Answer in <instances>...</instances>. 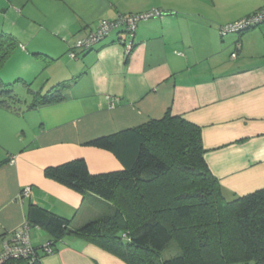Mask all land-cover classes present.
<instances>
[{
  "label": "crops",
  "instance_id": "crops-1",
  "mask_svg": "<svg viewBox=\"0 0 264 264\" xmlns=\"http://www.w3.org/2000/svg\"><path fill=\"white\" fill-rule=\"evenodd\" d=\"M263 6L264 0H0V31L13 35L25 56L41 54L59 66L32 93L69 83L61 100L30 109V123L25 114L17 117L29 140L0 167V252L28 224L30 204L74 229L112 212L111 202L84 197L48 179L45 169L84 159L93 175L123 171L113 153L87 143L168 112L201 129L205 160L227 200L264 189V24L221 34ZM152 11L161 16L138 24L129 54L123 28L89 51L76 48L104 21ZM29 236L36 248L52 240L39 226L30 225ZM40 264L127 263L70 236Z\"/></svg>",
  "mask_w": 264,
  "mask_h": 264
},
{
  "label": "trees",
  "instance_id": "trees-1",
  "mask_svg": "<svg viewBox=\"0 0 264 264\" xmlns=\"http://www.w3.org/2000/svg\"><path fill=\"white\" fill-rule=\"evenodd\" d=\"M19 47L13 35L0 31V67ZM68 84L40 90L30 109L61 100ZM0 95L6 97L0 107L12 108L8 98L16 97L1 79ZM87 145L113 153L124 170L93 175L84 159H76L45 169V176L84 197L111 202L114 210L74 229L70 220L30 204L28 225L49 233L54 252L76 236L127 264H264V189L227 200L205 160L198 126L168 112ZM173 245L179 253L164 260L162 253ZM35 249V259L3 264H40L48 254L44 246Z\"/></svg>",
  "mask_w": 264,
  "mask_h": 264
},
{
  "label": "rangeland",
  "instance_id": "rangeland-1",
  "mask_svg": "<svg viewBox=\"0 0 264 264\" xmlns=\"http://www.w3.org/2000/svg\"><path fill=\"white\" fill-rule=\"evenodd\" d=\"M2 5L5 6V4ZM5 21L4 15L0 16V28ZM58 67L57 64H50V60L47 58L33 57L32 55L30 57L25 56L20 47L0 67L1 81L12 90L13 96L16 97L14 100L8 98L12 108L0 107V161L9 156L8 152L10 150L18 149L23 141L25 143L29 140L28 130L26 129L24 135L23 126H21L24 124L17 117L25 114V117H27L25 119L29 118L27 121L30 123V106L34 103L32 92L37 91L43 82H47L48 78L57 74ZM51 87L49 84L44 92L51 89ZM5 98V96L0 95V100ZM6 115L17 118V120L14 118H12V121L11 118L8 120ZM178 253V248L173 245V248L164 251L161 256L166 260Z\"/></svg>",
  "mask_w": 264,
  "mask_h": 264
},
{
  "label": "built area",
  "instance_id": "built-area-1",
  "mask_svg": "<svg viewBox=\"0 0 264 264\" xmlns=\"http://www.w3.org/2000/svg\"><path fill=\"white\" fill-rule=\"evenodd\" d=\"M161 16L160 11H152L145 14H138L126 17H120L114 22L104 21L102 22L98 29L91 33L88 37L81 39L77 42L76 48L80 50L92 49L95 45L105 40L115 29L123 28L126 33L130 36V41L125 43L126 53L129 54L135 46V31L138 24L141 21L149 20ZM264 24V6L256 13L245 17L235 23L226 25L221 29V34L227 36L229 34H242L248 30L254 29ZM240 48V44L238 45ZM71 58L75 57L72 53ZM237 54L234 53L232 58L235 59ZM30 194V188H25L23 190V196H28ZM30 226L28 224L17 229L12 233V237L9 240L3 241V247L0 252V264L5 263L9 259L18 258H36V249L31 244L29 236ZM45 254H53L54 249L48 244L44 245Z\"/></svg>",
  "mask_w": 264,
  "mask_h": 264
}]
</instances>
